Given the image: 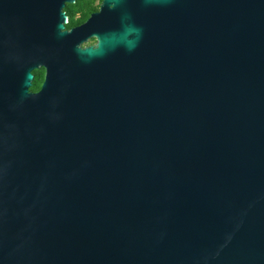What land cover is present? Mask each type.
<instances>
[{
	"label": "water",
	"instance_id": "95a60500",
	"mask_svg": "<svg viewBox=\"0 0 264 264\" xmlns=\"http://www.w3.org/2000/svg\"><path fill=\"white\" fill-rule=\"evenodd\" d=\"M75 1L0 0V264H264V0Z\"/></svg>",
	"mask_w": 264,
	"mask_h": 264
},
{
	"label": "flooded vegetation",
	"instance_id": "af4514ba",
	"mask_svg": "<svg viewBox=\"0 0 264 264\" xmlns=\"http://www.w3.org/2000/svg\"><path fill=\"white\" fill-rule=\"evenodd\" d=\"M101 2H102V0H83V1H80V2H78V1L76 0V1L74 2V7H80V6H82V8H83L84 10L88 11V15H87L82 21H80L79 23H77V24H75V25H73V26H71V27H67V26H66V24L68 23V20H69V14H68V12H67V8H66V6L68 5V3H67V4L65 5V7L63 8V10L65 11V13L67 14V23H65V28H64V29L69 30V29H71V28H73V27H76V26H79V25L85 23V22L87 21V19H88L93 13H96V12L99 11V8H100V5H101ZM80 15H81V14H80V11H75V13H74V18L77 19V18L80 17ZM85 37H86L85 40H83V42L81 43V46H82V47L92 46V45L95 46V45H96V43H97V37L95 36V30H94L93 27H89V28L87 29V32H86ZM37 71L40 72V73H42L43 78H44V74H45V69H44V67H42V66H38L37 68L33 69V70L31 71V73H32V75H33V78H32V80H31V86H32V84H33V81H34V79H35V75H36ZM43 78H42V80H41V83H42V81H43ZM41 83H40L39 87L36 88V89H34V90L31 89V86H30L29 90L32 91V92H37V91L40 89Z\"/></svg>",
	"mask_w": 264,
	"mask_h": 264
},
{
	"label": "trees",
	"instance_id": "16d2710c",
	"mask_svg": "<svg viewBox=\"0 0 264 264\" xmlns=\"http://www.w3.org/2000/svg\"><path fill=\"white\" fill-rule=\"evenodd\" d=\"M78 2L80 1H83V0H77ZM67 8V12L69 14V20H68V23L66 24L67 27H71L77 23H79L80 21H82L87 15H88V11L84 10L82 8V6L80 7H74V3H71V4H68L66 6ZM75 11H80V17L79 18H74V13ZM43 78V75L42 73L38 72L36 73L35 75V79L33 81V84L31 86V89H36L39 87L40 83H41V80Z\"/></svg>",
	"mask_w": 264,
	"mask_h": 264
}]
</instances>
